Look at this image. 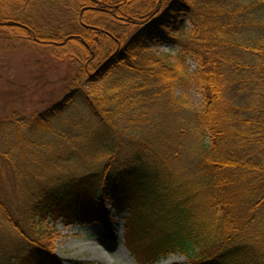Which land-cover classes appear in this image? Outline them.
Segmentation results:
<instances>
[{"label":"trees","instance_id":"1","mask_svg":"<svg viewBox=\"0 0 264 264\" xmlns=\"http://www.w3.org/2000/svg\"><path fill=\"white\" fill-rule=\"evenodd\" d=\"M132 1L0 0L2 51L32 47L63 65L69 91L39 115L0 122V144L11 146L6 135L18 138L12 148L0 145V221L17 236L0 264H57L55 224L94 216L110 227L108 202L117 213L127 210L126 249L139 264L171 255L187 264H264V0H168L163 8V0ZM156 46L181 51L156 54ZM187 56L197 63L202 97L193 120L208 145L195 149L193 167L176 173L177 157L157 153L170 151L164 136L173 129L154 146L143 110L153 101L171 113L182 108L175 92L187 77ZM75 101L89 113L85 126L112 141L99 145L110 157L103 172L58 183L35 177L38 185L12 213L2 173L17 160L22 130L44 136Z\"/></svg>","mask_w":264,"mask_h":264},{"label":"rangeland","instance_id":"2","mask_svg":"<svg viewBox=\"0 0 264 264\" xmlns=\"http://www.w3.org/2000/svg\"><path fill=\"white\" fill-rule=\"evenodd\" d=\"M134 1L140 0L132 2ZM167 1L161 2L162 7L159 2L155 5L163 8ZM183 25L187 26L188 31L191 30L189 23ZM89 39L90 37L88 43ZM80 47L83 49L82 45L77 46V49L82 50ZM156 50V54L162 52L172 57L179 55L181 51L176 46H156ZM42 58L32 47L7 52L0 47V122L13 114H17L20 119L39 115L59 103L66 92H69L64 89L62 82L63 65L49 63ZM173 63L178 64V60L174 59ZM181 67L187 77L176 89L175 97L182 108L177 113H171L163 102L145 103L143 112H146L153 130L150 133L140 132V135L144 136L145 133L148 138L150 135L151 143L155 146L161 144L165 130L173 129L164 136L170 151L165 146L157 153L162 159L170 158L168 161L177 157L176 162L173 160L176 173L193 167L197 162L195 149L198 150L200 145H208V138L198 131L193 120V111L199 109L202 102L194 82L197 63L194 58L187 56ZM153 92L154 90H149L139 95L144 97ZM76 102L53 121L51 130L44 136L26 134L22 130L20 136L24 137L25 142L21 143L20 150L15 149L17 160L13 165H4L2 173L5 183L2 190L8 198L12 213L19 208L20 198L22 200L32 186L38 185L35 177L51 178L58 183L70 177L103 172L110 157L107 152L99 149V145L107 146L112 141H107L108 138L105 137L106 141L99 139L101 131H90L95 128L85 126V123L91 124L89 113L80 102ZM6 136L11 138V146L0 145L5 149L12 148L13 141L15 144L18 138L15 135ZM27 140L32 143H27ZM171 151L176 155L171 157ZM106 204L111 211L110 227L102 225L99 218L94 216L83 222L76 219L72 220V224L70 220L67 224H55L51 237L57 264H139L126 249L128 235L124 219L128 215L127 210L117 213L113 211L110 202ZM16 241L15 230L7 222L0 221V261H3L5 253ZM158 264L187 262L181 256L171 255Z\"/></svg>","mask_w":264,"mask_h":264},{"label":"bare ground","instance_id":"3","mask_svg":"<svg viewBox=\"0 0 264 264\" xmlns=\"http://www.w3.org/2000/svg\"><path fill=\"white\" fill-rule=\"evenodd\" d=\"M51 160V159H50Z\"/></svg>","mask_w":264,"mask_h":264}]
</instances>
